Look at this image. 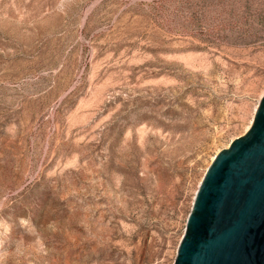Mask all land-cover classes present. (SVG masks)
Masks as SVG:
<instances>
[{"label": "rangeland", "instance_id": "374dc122", "mask_svg": "<svg viewBox=\"0 0 264 264\" xmlns=\"http://www.w3.org/2000/svg\"><path fill=\"white\" fill-rule=\"evenodd\" d=\"M263 93L264 0H0V264H172Z\"/></svg>", "mask_w": 264, "mask_h": 264}, {"label": "water", "instance_id": "95a60500", "mask_svg": "<svg viewBox=\"0 0 264 264\" xmlns=\"http://www.w3.org/2000/svg\"><path fill=\"white\" fill-rule=\"evenodd\" d=\"M172 264H264V93L205 168Z\"/></svg>", "mask_w": 264, "mask_h": 264}, {"label": "bare ground", "instance_id": "6f19581e", "mask_svg": "<svg viewBox=\"0 0 264 264\" xmlns=\"http://www.w3.org/2000/svg\"><path fill=\"white\" fill-rule=\"evenodd\" d=\"M213 158V157H212Z\"/></svg>", "mask_w": 264, "mask_h": 264}]
</instances>
